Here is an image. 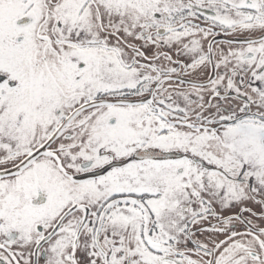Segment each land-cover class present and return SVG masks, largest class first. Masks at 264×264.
<instances>
[{
	"label": "flooded vegetation",
	"instance_id": "flooded-vegetation-1",
	"mask_svg": "<svg viewBox=\"0 0 264 264\" xmlns=\"http://www.w3.org/2000/svg\"><path fill=\"white\" fill-rule=\"evenodd\" d=\"M0 264H264V0H0Z\"/></svg>",
	"mask_w": 264,
	"mask_h": 264
},
{
	"label": "water",
	"instance_id": "water-1",
	"mask_svg": "<svg viewBox=\"0 0 264 264\" xmlns=\"http://www.w3.org/2000/svg\"><path fill=\"white\" fill-rule=\"evenodd\" d=\"M143 157L149 158L151 160H167V159H170V158H172L174 156H173V154L172 155H167V154H161V153L160 154H156V153L149 152V153L143 154Z\"/></svg>",
	"mask_w": 264,
	"mask_h": 264
}]
</instances>
